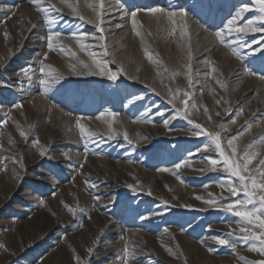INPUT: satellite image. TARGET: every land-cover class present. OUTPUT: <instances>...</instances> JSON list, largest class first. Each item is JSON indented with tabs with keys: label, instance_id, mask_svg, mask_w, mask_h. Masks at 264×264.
<instances>
[{
	"label": "rangeland",
	"instance_id": "374dc122",
	"mask_svg": "<svg viewBox=\"0 0 264 264\" xmlns=\"http://www.w3.org/2000/svg\"><path fill=\"white\" fill-rule=\"evenodd\" d=\"M74 2L79 3L80 11L85 16L93 15L86 5L96 3V0ZM170 2L185 3V0H121L128 13L145 6H167ZM186 2L192 3V0ZM218 2L225 6L222 17L232 5H240L242 0ZM247 2L250 3V0ZM106 3L112 5V14L106 16L104 22L106 40L110 50L116 53L117 62H122L129 72L139 67L141 78L152 81L157 67L144 57L145 47L162 62L161 71L163 67L178 69L186 62V55L182 57L180 48L183 41L167 38L160 33L151 17L138 14L137 30L144 35L142 43L141 38L132 31L131 16H122L116 8V0H106ZM0 9H4L0 11V63L5 64L0 68V81H3L0 84V119L4 118L5 113L11 117L6 125H2L6 134L0 136V158H8L6 163L0 159V244L8 249L7 252L0 249V264H75L74 255L86 258V249L92 246L100 229H104V235L90 258L92 264H119L116 257L122 248L121 235L140 246L138 264H152L153 261L155 264H243L238 257L248 260L261 258L248 250L250 245H238L237 251L233 252L210 239L212 236H223L228 231L229 223L235 228L238 218L218 208H208L195 197L207 198L209 192L220 196L222 190L217 185L225 181L226 174L194 170L206 167V162H200L203 155L218 158V154L196 152L198 147H203L205 138L189 136L187 133L191 126L185 119L177 117L170 121L168 128L163 126L164 119L175 115L173 106L166 99L126 76H120L116 84L102 77L68 76L62 82L63 88L53 89L47 97L41 96L38 83L29 86L27 80L17 73L31 65L39 75V62L42 53L47 50L45 26L40 24L38 28L28 30L27 20L31 18L36 22L37 14L29 7L27 0H0ZM8 9H19V12L17 16L6 18L11 15ZM20 14H23V25L17 23ZM219 22L217 18L208 21V24L218 25ZM77 26L80 31L89 34L87 42L93 44L92 36L99 33L94 25L83 24L78 18L65 15L57 30L64 34L66 47L77 52L79 58L87 59L79 52L76 41L67 38ZM5 30L8 32L7 38L4 36ZM211 30L217 29L213 27ZM149 31L151 36L148 35ZM196 32L199 29H195L192 35L193 68L199 69L200 75L196 79L200 83L187 89L184 76L173 80L170 72H162V78L172 88L180 87L193 93L198 104L203 103L209 108L213 124L224 123L230 127L231 131L225 133L226 136L241 130L245 121H251V130L238 141L243 149L253 139L264 135V83L256 77L244 76L239 71V62L226 56L222 48L212 51L210 55L205 54L202 48L196 52L197 44L204 42L203 33L200 32L197 40ZM261 35L264 33H250L246 39L249 42L253 37L259 40ZM95 51L99 54L102 50L97 46ZM205 59L214 60L223 76L213 73L210 78H205L204 73L210 71L202 63ZM70 62L73 61L69 56L58 52L50 53L45 61L61 72L66 71V65ZM245 63L254 71L264 74L261 71L264 69V57L259 53L246 55ZM110 67L113 71L117 70V65ZM216 78L227 82V91L220 89L215 83ZM155 86L158 91L165 92L160 87V78L156 79ZM209 88L213 91L209 92ZM127 93L143 95L145 99L137 102V107H125L131 99ZM221 97L224 102L217 106L215 99ZM16 103L22 104V109H15L13 105ZM53 104L55 108L51 107ZM146 106L152 107V123H133L134 120L143 119ZM228 107L233 111L225 113L224 109ZM240 108L244 112L237 117L236 112ZM105 109L120 113L134 143L139 134L140 142L135 143L134 148L127 144L123 136L115 141L107 139L105 126L95 120ZM218 110L220 117L215 116ZM158 111L164 115H157ZM192 111L197 122L206 127L212 126L203 115V108L199 112ZM77 117L88 118L82 122H86L93 131L104 133L103 142L97 140L96 143H88L86 162L85 144L74 127ZM232 118L237 119L236 125H231ZM13 120L25 128L28 124L35 125L27 141L19 136ZM9 134L14 145L9 144ZM144 137L147 139L144 140ZM37 138L49 148L52 159L38 156L33 143ZM64 152L69 153L70 160L64 159ZM189 152L194 154L190 158L194 167L180 169L183 183L170 172L157 171L158 168H172L175 163L187 158ZM14 159H22L23 170L13 162ZM130 160L133 163H128ZM82 162L84 175L80 174L79 168ZM85 180L96 187L86 186ZM138 182L145 189L151 188L153 195L148 196L145 192L134 195L126 187ZM206 184L207 189L204 187ZM93 195L100 197L98 204L92 200ZM112 195L117 198L115 204L108 203ZM223 196L227 197L228 193L223 192ZM39 199L45 200V207L38 206ZM161 200L168 201V205L162 204ZM64 204L73 208L79 205L84 211H78L73 216ZM180 204L192 207H179ZM149 211L159 214L149 220L139 219L137 213L147 215ZM165 227L169 228L168 234L163 233ZM202 239L205 245L213 248L212 253H209L208 247L200 244ZM162 244L171 248L173 255H169Z\"/></svg>",
	"mask_w": 264,
	"mask_h": 264
},
{
	"label": "snow or ice",
	"instance_id": "6c2138e0",
	"mask_svg": "<svg viewBox=\"0 0 264 264\" xmlns=\"http://www.w3.org/2000/svg\"><path fill=\"white\" fill-rule=\"evenodd\" d=\"M27 4L37 14L36 22H33L31 18L27 20L28 30H34L43 24L46 31V48L47 50L42 53V58L39 62L38 73L37 69L31 65L23 68L17 73L18 76H22L27 80L29 86L33 83H38L39 94L47 97L53 89L59 90L64 87V83L68 76L77 77H102L106 78L109 82L116 84L120 76H126L127 79L141 83L145 88L154 93L157 96H161L171 104L175 110V115L170 116L169 119L163 120V126L168 128L170 121L180 117L187 121V124L191 126L188 131V135L191 137H204L205 142H202L203 147L196 149L197 153H216L218 158H214L209 155H203L201 163L206 162V167L200 169H194L201 172L213 171L223 172L226 174L225 181L217 186L221 188L222 192L220 196L209 192L207 198L196 196L195 199L201 200L208 208H218L224 213H229L231 216L238 218L235 221L236 227L233 228L231 223L227 225L228 231L223 236H212V239L216 245L224 246L231 249L233 252L237 251L238 245H250L249 251L257 253L261 258L248 260L244 257H238L243 264H264V135H260L258 138L253 139L246 146L241 149L238 145V141L241 136L246 132H249L252 127L251 121H245V125L241 130L237 131L231 136H226L225 133L231 131L230 127L224 123L213 124L212 114L209 108L203 103H197L196 98L189 90H183L180 87L172 88L165 83V79L162 78L163 73H169L174 80L178 76H184L187 80V89H191L195 84L200 83L199 79H196L200 75L199 69L193 68L194 49L192 44V35L195 29H199L196 32L197 40H199L200 32L203 33V44H197L195 51L199 52L203 49L205 54H211L212 51L222 48L226 56H231L239 62V71L246 77H256L262 83H264V74H260L245 63L246 55L259 53L261 57H264V35H261L259 40L253 39L249 42L246 37L250 33H264V0H242L240 5H232L228 9L227 13L221 17V13L224 11V4L219 3L218 0H192V3H169L167 6H145L137 8L135 11L128 13L121 0H116V8L122 14V16H131L132 31L141 38L143 43L144 35L141 31H138L137 17L138 14H144L151 17L159 27V32L166 35L167 38H177L179 41H183L180 44L182 57L186 55V62L180 65L178 69H169L163 67L160 70L162 62L159 59L154 58L147 47L144 49V57L150 64H154L157 67L155 76L150 82L147 78L142 79L140 76V68L137 67L134 72H129L125 65L117 62L116 53L110 50V46L106 40L105 35V17L110 16L112 5L106 3V0H96V3H89L87 8L93 12L92 16H85L80 11V5L74 0H27ZM4 11V9H0ZM11 15L6 18L17 16L19 9L12 11L7 10ZM65 15L78 18L83 24H92L99 33L98 36L93 35V44L87 42L89 34L82 32L77 26L75 31H72L71 36L67 37L76 41L78 50L83 53L87 59L79 58L77 52L72 51L66 47L63 43L64 34L61 30H57L60 22L64 19ZM251 15V18L248 16ZM219 18L218 25L208 24V21H215ZM203 20V22H202ZM18 24L23 25V14H20ZM208 25V26H206ZM117 27H120L117 24ZM142 27V25H140ZM215 27L217 30H211ZM151 36V31L148 32ZM5 38L8 36V32H4ZM99 47L102 51L97 54L95 47ZM186 47V51H185ZM247 50L246 52L243 50ZM52 52H58L59 54L67 55L73 62L67 63L66 71L61 72L54 68L51 64L45 63L49 59V54ZM108 57H111L110 59ZM203 65L210 69L205 72V78H210L213 73H218L220 77L223 76V72L216 65L214 60L205 59L202 61ZM110 65H117V70L113 71ZM5 67V64L0 63V68ZM183 69V71H181ZM264 72V69L261 70ZM229 75H234L230 73ZM160 78V87L165 89L162 93L158 91L156 85V79ZM215 83L219 85L220 89L227 91L228 84L222 79L216 78ZM3 84V81H0ZM213 91L209 88V92ZM202 94V93H201ZM131 99L124 105L125 107H137V102H142L145 97L143 95H137L134 93H127ZM223 97L215 99V104L221 106ZM13 107L17 110L22 109V104L16 103ZM55 108L56 105H51ZM203 108V115L205 116L209 127L197 122L194 118L192 110L199 112ZM151 106H146L143 113V119L134 120L133 123H152L151 120ZM225 113L232 112L233 109L228 107L224 109ZM243 108H240L236 112V116L243 115ZM23 115V112L20 113ZM68 113H66L67 115ZM157 115L163 116L164 113L157 112ZM215 116L220 117L221 112L218 110L215 112ZM11 117L5 113L3 119H0V136L5 135L2 125H6ZM88 118L77 117L74 122V127L78 131L80 139L85 144L84 161H87L88 152L87 145L89 142L96 143L97 140L103 142L104 133L93 131L86 122ZM96 121L101 122L105 126V132L108 140H117L120 136L127 142L129 146L135 147V143L140 142L139 134H137V140L134 143L133 139L129 137L128 131L125 129L123 119L119 112L105 109L95 117ZM237 119L232 118L231 125L237 124ZM18 134L25 141L29 139V133L34 130V124H28L27 127H22L18 121L13 120ZM144 140L147 137L143 138ZM14 140L9 134V144L14 145ZM34 146L38 150V156L42 159H52L49 155V148L40 143L39 139L33 141ZM65 160H70L69 153L64 152L62 154ZM194 154L189 152L188 157L175 163L172 168H158L159 172H170L176 180L183 183L180 175V169L182 167H194L190 162V158ZM7 162V157L0 158ZM256 161V163H253ZM14 163H18L23 170L22 159L13 160ZM133 163V161H128ZM2 166V165H0ZM80 174L84 175L83 168L84 163H80ZM75 180V177H73ZM86 186L95 188V184L89 185V182L85 180ZM126 187L131 190L135 195L138 192H145L146 195L152 196L153 192L151 188L145 189L143 184L139 182L136 184H127ZM167 187V185H165ZM205 189L208 185H204ZM227 192L228 196H223V192ZM231 197V199H229ZM92 200L98 204L100 201L99 196L93 195ZM227 201V202H225ZM117 198L112 195L108 199L109 204H115ZM63 203V202H62ZM161 203L168 205V201L161 200ZM39 207H45L46 202L43 199L38 201ZM95 206V204H94ZM179 207L191 208L192 205L180 204ZM66 210L73 216L77 212H83L84 209H80L79 205L76 208L70 207L64 204ZM136 211V209H130ZM139 219L142 221L149 220L152 216L159 213L149 211L147 215L139 214ZM90 219V217H89ZM183 231V229H181ZM164 234L169 233V228L163 229ZM104 235V229H100L99 234L92 241V246L86 249L87 257L82 259L79 255H74L75 264H92L90 259L94 254L96 248ZM122 248L117 255L116 260L119 264H138V253L141 251L140 246L133 242L130 238H126L124 235L120 236ZM202 246L205 245V241L200 240ZM165 247L169 255H173L171 248L162 244ZM0 249L7 252L8 249L0 244ZM209 253L213 252V248L208 247ZM152 264H155L153 261Z\"/></svg>",
	"mask_w": 264,
	"mask_h": 264
}]
</instances>
